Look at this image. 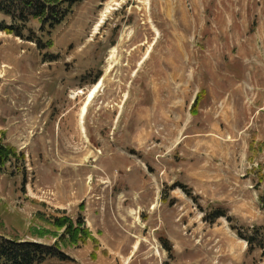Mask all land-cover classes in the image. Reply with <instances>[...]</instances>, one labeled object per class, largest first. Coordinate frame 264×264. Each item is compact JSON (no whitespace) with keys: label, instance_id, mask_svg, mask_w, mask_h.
<instances>
[{"label":"rangeland","instance_id":"1","mask_svg":"<svg viewBox=\"0 0 264 264\" xmlns=\"http://www.w3.org/2000/svg\"><path fill=\"white\" fill-rule=\"evenodd\" d=\"M48 38L0 32L25 154L0 166V235L54 244L66 215L98 242L40 264H264V0H80Z\"/></svg>","mask_w":264,"mask_h":264},{"label":"trees","instance_id":"2","mask_svg":"<svg viewBox=\"0 0 264 264\" xmlns=\"http://www.w3.org/2000/svg\"><path fill=\"white\" fill-rule=\"evenodd\" d=\"M80 0H0V12L10 17V23L5 21L0 23V32L16 35L24 40L36 43L38 49L44 52L45 49L53 48L54 41L51 36L53 29L61 25L69 14L73 11L75 5ZM32 20H38L40 26L35 29L30 26ZM40 31L46 36L47 40L43 39ZM54 60L50 53L44 54L43 60ZM205 90H202L196 97L192 112L196 114L197 107L201 100V95ZM2 138L0 139V166H5L13 160H25V154L21 153L13 145L3 141L4 132L0 131ZM254 143H250L252 150ZM257 189L258 185H257ZM259 200L264 209V190L259 194ZM226 214L222 210H216L211 221L220 217H225ZM64 229V232L61 231ZM50 232V233H49ZM40 238L47 235H55L57 238L54 244L47 245L42 242L20 241L8 239L0 235V264H40L49 258H59L65 260L68 256L63 252L60 241L68 237V241L72 245H78L81 242L85 243L88 239L94 242L98 240L86 228L82 220L75 221L70 216L57 217L52 222L51 229L40 228L38 233ZM249 244L254 243L252 236L246 237ZM264 246V245H263Z\"/></svg>","mask_w":264,"mask_h":264},{"label":"bare ground","instance_id":"3","mask_svg":"<svg viewBox=\"0 0 264 264\" xmlns=\"http://www.w3.org/2000/svg\"><path fill=\"white\" fill-rule=\"evenodd\" d=\"M93 93H95L94 91L90 94V99L89 100H91L92 98H93ZM78 95V94H77Z\"/></svg>","mask_w":264,"mask_h":264}]
</instances>
